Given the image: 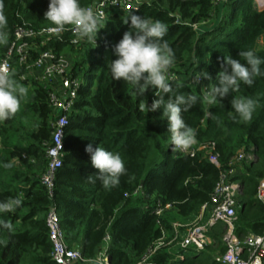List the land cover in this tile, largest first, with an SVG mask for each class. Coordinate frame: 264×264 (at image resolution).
Returning <instances> with one entry per match:
<instances>
[{
    "label": "trees",
    "instance_id": "16d2710c",
    "mask_svg": "<svg viewBox=\"0 0 264 264\" xmlns=\"http://www.w3.org/2000/svg\"><path fill=\"white\" fill-rule=\"evenodd\" d=\"M94 1L81 0V5L87 7ZM48 2L2 0L7 43L0 45V57L9 48L13 30L22 23L36 31L52 26L44 17ZM134 14L167 25L164 39L176 57L170 72L178 77L170 83L175 91L200 97L181 115L196 131L195 149L215 143L220 168L209 162L206 149H197L190 157L172 147L162 110L145 113L139 108L144 99L151 105L154 92L140 96L131 85L111 77L108 65L116 58L114 45L128 30L121 21L129 14L117 13L106 24L94 57L76 62L79 72L75 76L87 72L88 79L65 129L62 166L55 175L52 199L40 182L49 163L43 143L52 134L47 93L22 83L24 70L17 60L12 63L9 77L26 87L28 94L21 97L15 116L0 122V200L23 193V204L14 212L0 213V264H53L47 229L51 203L66 244L79 249L88 264H94L102 252L106 235L110 237L109 264H138L159 242L164 246L155 249L150 259L155 264H216L213 256L224 252L222 223L211 228L210 244L195 256L184 255L177 246L179 237L173 241V224H193L201 208L209 206L220 175L230 170L231 159L240 150L248 153L249 148L255 159L235 166L229 177L239 186L234 234L263 233L264 203L256 199V193L264 180V78L257 77L252 86L241 84L237 92L215 105L207 104L203 94L215 82L223 56L230 54L243 62L238 53L253 50L264 59V10L259 11L254 0H149ZM49 49L72 52L68 44L57 40L41 50ZM200 71L208 72L211 79L189 84V75ZM240 97L258 101L250 121L233 118L231 101ZM210 112L218 120L210 118ZM89 143L121 155L127 173L119 185L106 189L99 181L89 182L88 176L97 172L84 151ZM9 163L12 167H5ZM158 203L170 206L162 217L153 213ZM209 217L210 212H205L203 223ZM184 231L180 228V235Z\"/></svg>",
    "mask_w": 264,
    "mask_h": 264
},
{
    "label": "built area",
    "instance_id": "2783aa9c",
    "mask_svg": "<svg viewBox=\"0 0 264 264\" xmlns=\"http://www.w3.org/2000/svg\"><path fill=\"white\" fill-rule=\"evenodd\" d=\"M148 1L95 0L87 6L96 10L101 18V29L97 33L94 44L79 39L71 26L57 36L47 31L49 27L36 31L26 23H22L13 30L10 36L9 48L0 57V76H10L12 63L17 60L18 66L24 70L20 81L29 85L34 84L37 88L41 87L47 93V105L51 110L48 125L52 134L50 141L43 143L45 158L49 163L46 172L40 176V182L47 188L50 199L53 198L55 175L62 166L65 129L70 116L75 112L79 91L85 84L81 76H75L79 72V69H75L76 62L79 58L88 61L94 57V51L99 41L103 40V33L111 16L117 13H135L143 2ZM254 2L259 11L264 10V0H254ZM66 35L67 39H65ZM53 40L68 44L72 52L56 53L53 49L41 50ZM33 53L36 56L35 59L32 57ZM169 74L170 82L178 81L177 75L171 72ZM188 79L189 84H202V79H197V74L189 75ZM195 146L194 143L189 149L178 151L193 157L197 149H206L209 162L220 168L215 143L199 146L197 149ZM1 149L2 141L0 139ZM254 159L252 153L238 151L228 165L230 170L220 175V180L211 195L210 204L201 208L198 219L188 226L173 224L175 231L173 241L179 237L177 246L181 250L186 251L192 248L197 253L204 251L210 244L209 231L216 224L222 223L225 229L222 237L224 252H218L213 256L216 264H264V231L261 235L248 234L243 237H237L234 234L238 209L236 196L239 186L235 182L229 181V177L233 175L235 166L243 161L249 162ZM256 199L264 203V180L259 184ZM169 210V205L163 207L158 203L153 213L156 217H162ZM208 211L210 217L203 223V216ZM180 228L185 230L183 235H180ZM47 229L51 244L50 260L53 264H88L79 249L66 244L54 203H51L47 213ZM109 241L110 237L106 235L103 250L94 264H109ZM170 244L168 243V245ZM162 246L164 243L159 242L155 249ZM155 249H150L138 264H155L150 260Z\"/></svg>",
    "mask_w": 264,
    "mask_h": 264
},
{
    "label": "clouds",
    "instance_id": "9594fccd",
    "mask_svg": "<svg viewBox=\"0 0 264 264\" xmlns=\"http://www.w3.org/2000/svg\"><path fill=\"white\" fill-rule=\"evenodd\" d=\"M45 20L52 25L47 29L50 34L60 35L68 26L79 39L95 42L101 29L100 14L92 7H84L81 0H49ZM128 30L114 45L113 55L116 57L109 65L111 77L131 85L135 93L144 96L146 92L155 93V99L148 105L146 99L139 108L145 113L162 110V117L168 122L171 134V145L175 150H187L196 142V131L188 126L182 112L189 111L200 97L175 91L170 83V69L175 65V52L164 39L168 32L167 25L160 20H153L130 13L122 21ZM7 17L2 10L0 0V45L7 43ZM241 59L232 55L223 56L220 60L221 70L215 82L203 94V100L215 105L230 94L237 92L241 84L252 86L257 77L264 78V59L253 50L238 53ZM197 79L210 80L208 72L200 71ZM28 94L26 87L18 84L7 75L0 76V122L8 121L15 116L21 107V97ZM258 101L249 97L235 98L231 101L233 118L250 121L256 110ZM210 118L218 120L209 113ZM85 153L90 156L95 175H89V182L99 181L108 189L120 184L126 175L125 162L119 153L106 150L101 146L89 143ZM10 168L12 164H5ZM23 204V193L16 198L0 200V213H11ZM7 227L8 225H4Z\"/></svg>",
    "mask_w": 264,
    "mask_h": 264
},
{
    "label": "rangeland",
    "instance_id": "374dc122",
    "mask_svg": "<svg viewBox=\"0 0 264 264\" xmlns=\"http://www.w3.org/2000/svg\"><path fill=\"white\" fill-rule=\"evenodd\" d=\"M80 76L83 78V81H84V82L87 81V79H88L87 72H86V73L81 72V73H80ZM251 151H252V149L249 148L248 153H251ZM244 152H245V151H244ZM237 183L239 184V182H237ZM184 233H185V231H184ZM181 235H183V233H181ZM222 239H223V238H222ZM222 244H223V243H222ZM196 254H197V252H196L194 249H192V248L184 252V255H185V256H195Z\"/></svg>",
    "mask_w": 264,
    "mask_h": 264
}]
</instances>
